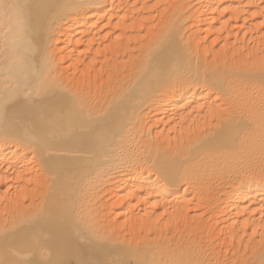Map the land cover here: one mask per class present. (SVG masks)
<instances>
[{"label": "bare ground", "instance_id": "bare-ground-1", "mask_svg": "<svg viewBox=\"0 0 264 264\" xmlns=\"http://www.w3.org/2000/svg\"><path fill=\"white\" fill-rule=\"evenodd\" d=\"M0 264H264V0H0Z\"/></svg>", "mask_w": 264, "mask_h": 264}]
</instances>
